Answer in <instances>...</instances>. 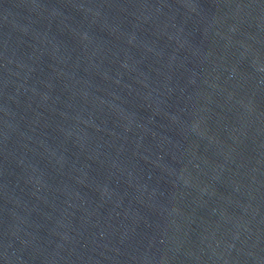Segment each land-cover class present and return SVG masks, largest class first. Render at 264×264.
I'll return each mask as SVG.
<instances>
[{
  "label": "water",
  "instance_id": "1",
  "mask_svg": "<svg viewBox=\"0 0 264 264\" xmlns=\"http://www.w3.org/2000/svg\"><path fill=\"white\" fill-rule=\"evenodd\" d=\"M0 264H264V0H0Z\"/></svg>",
  "mask_w": 264,
  "mask_h": 264
}]
</instances>
